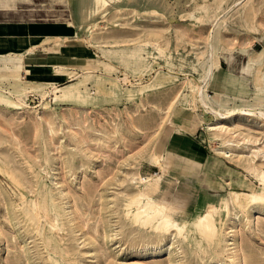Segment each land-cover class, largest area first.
<instances>
[{"label":"rangeland","instance_id":"374dc122","mask_svg":"<svg viewBox=\"0 0 264 264\" xmlns=\"http://www.w3.org/2000/svg\"><path fill=\"white\" fill-rule=\"evenodd\" d=\"M71 3L33 6L28 18L75 22ZM88 4L94 17L73 39L92 61L59 85L27 79L22 55L0 56V264H264V201L232 196L264 195V0ZM211 45L207 100L253 116L202 119L193 84L212 65ZM210 123L222 126L210 132ZM190 125L200 127L201 162L174 167L195 177L175 173L164 151L169 133ZM157 177L156 200L187 202L170 211L185 233L138 222L131 204L143 178ZM220 196L231 212L217 214L218 235L207 237L196 221Z\"/></svg>","mask_w":264,"mask_h":264},{"label":"crops","instance_id":"0c3cea01","mask_svg":"<svg viewBox=\"0 0 264 264\" xmlns=\"http://www.w3.org/2000/svg\"><path fill=\"white\" fill-rule=\"evenodd\" d=\"M62 1L0 0V56L22 55L24 67L31 70L29 74L25 72L23 74L31 81L59 85L92 61L93 55L89 46L73 39L76 29H84L88 21L94 17L88 0H70L78 16L75 22L28 18L31 7L58 5ZM2 13H5V16ZM87 29L85 30L88 31ZM80 38L83 40L82 37ZM47 39L71 41L55 45L53 42L45 43ZM76 39L78 40L79 36ZM63 67L69 68L68 71L59 73L57 70ZM190 128L191 132L185 133L180 138H176V133L172 130L164 142V151L171 153L167 158L165 154L164 156L171 164L172 170H175L174 165L180 162L187 163L191 167L201 162L203 146L199 141L200 127L195 129L190 125ZM175 173L187 177L196 176L195 173L186 171L175 170Z\"/></svg>","mask_w":264,"mask_h":264},{"label":"bare ground","instance_id":"6f19581e","mask_svg":"<svg viewBox=\"0 0 264 264\" xmlns=\"http://www.w3.org/2000/svg\"><path fill=\"white\" fill-rule=\"evenodd\" d=\"M104 7L110 6L108 2H104ZM215 31V30H214ZM214 31L212 33H214ZM211 33V34H212ZM213 45H211V57H212V65L210 66L209 70L206 72L205 77L202 81H198L195 84H193V90L194 94L196 96L197 102L202 106V119L204 121H207L206 115H212L213 118H217L216 122L222 123L221 121L226 119H231L233 122H236L238 119V116H253L255 113V110L251 109H225V113H222V111L217 110L214 108L210 100H207L206 96V87L208 86L209 82L212 80L214 76V53H213ZM218 65V64H217ZM89 72L84 74L85 79L89 78ZM158 77V76H157ZM114 81H118V79H113ZM192 83H194L192 81ZM68 89H72L75 86H67ZM66 87V88H67ZM54 90H58V87H54ZM256 114L264 120V112L258 111ZM234 125V124H233ZM222 126V125H221ZM219 124H208L207 130L217 131L221 128ZM228 131V130H227ZM220 155H224L225 158H230L231 155H229V152H225L224 150H217L216 151ZM165 159L159 158L158 159V165L161 167V169L164 171V173H167L166 167H164ZM161 178L157 177L154 179L148 178L144 179L143 182L147 184L146 189L141 191L138 196L136 197L135 201L132 202L131 206L136 207V213L138 215V222H145L148 223H154L155 221L158 223V227L165 228V231L168 233L170 232H178V234H182L184 232L186 225H182L179 222H177L172 215H170V211H173L172 209H178L181 208L186 209L187 208V202H184V204L181 203L183 199H180L177 195L173 194H166L162 198L160 197L159 200H156L154 198V195L160 193V182ZM261 185L264 186V173L261 177ZM165 192H163L164 194ZM242 195H247L248 197L252 198L253 202H259L264 201V195L263 194H245L241 192H232V196L234 201L239 202ZM223 210V212L230 213L231 212V203L227 196H220L219 202H210L206 205L204 213L202 215H199L196 225L198 230L207 237H214L217 234V226H216V216L220 211ZM185 233V232H184ZM218 235V234H217Z\"/></svg>","mask_w":264,"mask_h":264}]
</instances>
